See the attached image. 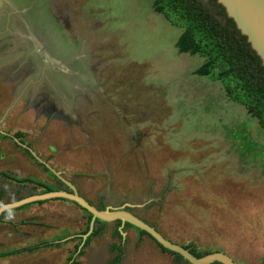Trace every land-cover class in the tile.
<instances>
[{
    "label": "rangeland",
    "instance_id": "rangeland-1",
    "mask_svg": "<svg viewBox=\"0 0 264 264\" xmlns=\"http://www.w3.org/2000/svg\"><path fill=\"white\" fill-rule=\"evenodd\" d=\"M154 2L0 0V173L63 192L56 176L95 210L128 213L173 244L259 264L264 131L227 96L233 81L200 73L206 59L177 46L184 28ZM46 201L9 214L0 251L86 229L85 209ZM115 226L104 222L77 261L109 264ZM123 237L120 264H174L135 229ZM77 243L0 264H66Z\"/></svg>",
    "mask_w": 264,
    "mask_h": 264
},
{
    "label": "trees",
    "instance_id": "trees-1",
    "mask_svg": "<svg viewBox=\"0 0 264 264\" xmlns=\"http://www.w3.org/2000/svg\"><path fill=\"white\" fill-rule=\"evenodd\" d=\"M153 8L155 11L163 14L168 22L184 28V35L177 46H180L183 51L192 48L194 49V53H198L206 59V65L201 69L200 73L208 74L211 70H217L225 79L235 83L234 88L226 87L227 96L232 102L243 106L250 116L257 121L260 129L264 131V65L256 52L251 48L247 38L237 29L232 18L228 17L224 7L217 0H155ZM24 136L23 133H16L13 135V139L19 143H23L22 139ZM25 150L31 154L27 147ZM42 166L45 171H48L44 165ZM0 177L5 178V181H0V208L29 197L53 191L51 188L31 179H17L7 173H0ZM55 179L63 192L72 193L71 188L66 186L62 180L56 176ZM39 186L43 187L44 191L39 192L37 188ZM62 201L73 203L67 200ZM46 202H35L16 209L7 210L0 215V224L6 216L15 211L34 204H45ZM91 221L92 215L89 214L88 225L79 234L0 253V259L21 254H32L42 249L59 247L63 243L78 241L66 264H80L77 259L84 254V249L93 238L99 236L105 229L104 222L98 219L94 220L93 227L90 229ZM128 227L137 231L139 241L144 236H148L146 232L138 230L130 224H122L120 221H116L113 236L118 238V242L111 247L114 255L109 264L121 263L125 242L123 232ZM148 237L151 238L150 236ZM155 244L160 248L162 253L171 257L172 263L190 264L179 254L162 248L156 242ZM182 247L197 259L211 254V252L199 250L194 243H188ZM212 264L220 263L215 262ZM259 264H264V257Z\"/></svg>",
    "mask_w": 264,
    "mask_h": 264
},
{
    "label": "water",
    "instance_id": "water-1",
    "mask_svg": "<svg viewBox=\"0 0 264 264\" xmlns=\"http://www.w3.org/2000/svg\"><path fill=\"white\" fill-rule=\"evenodd\" d=\"M217 2L224 7L228 17L232 18L237 29L247 38L251 48L256 52L262 64L264 65V55L262 53L264 40L260 39L261 36L264 38V0H235L234 2L217 0ZM235 2L236 4L238 3L249 20L240 13L238 7L235 6ZM257 39H260L258 40L260 45L258 44L259 42H256ZM50 199L71 201L79 207L85 209L89 214L92 215L90 229L93 227V222L95 219H98L102 222L120 221L122 224H130L134 228L146 232V234L162 248L182 256V258L190 264H212L215 262L220 264H238L227 255L219 252L211 253L203 258L197 259L182 246L173 244L166 240L154 228L141 222L128 213L123 211H115L112 209H106L105 211L95 210L91 205L83 201V199H81L74 190H72L71 194L65 192H50L43 195L29 197L14 204L2 206L0 208V215L7 210L16 209L24 205Z\"/></svg>",
    "mask_w": 264,
    "mask_h": 264
},
{
    "label": "crops",
    "instance_id": "crops-1",
    "mask_svg": "<svg viewBox=\"0 0 264 264\" xmlns=\"http://www.w3.org/2000/svg\"><path fill=\"white\" fill-rule=\"evenodd\" d=\"M28 208L29 207H26V208H24V209H22L21 211L20 210H18V211H16V212H14V214H13V216H15L16 214H19V213H22V212H26L27 210H28ZM9 220L8 219H4V221L0 224V230L3 228V226H4V224L6 223V222H8ZM11 225L13 226L14 224H12L11 223ZM16 231V230H15ZM28 246V245H27ZM22 247H25V246H22ZM20 248H21V246H20ZM14 249H17V248H11V247H8V248H5L4 249V251H0V253H5V252H8V251H11V250H14ZM18 249H19V247H18ZM22 255V254H21ZM17 256H20V255H17Z\"/></svg>",
    "mask_w": 264,
    "mask_h": 264
},
{
    "label": "bare ground",
    "instance_id": "bare-ground-1",
    "mask_svg": "<svg viewBox=\"0 0 264 264\" xmlns=\"http://www.w3.org/2000/svg\"><path fill=\"white\" fill-rule=\"evenodd\" d=\"M226 1H227V2H231V1L234 2L235 0H226ZM235 4H236V2H235ZM235 6H237L238 9H239V11H240V13H241L242 15H244L246 19L249 20V18L246 16V14L243 12V10H242V9L240 8V6L238 5V3H237ZM260 39H263V40H264V38H263L262 36L260 37ZM260 39H257L256 42H259L258 40H260ZM258 44L260 45V42H259ZM262 53H263V55H264V45H263Z\"/></svg>",
    "mask_w": 264,
    "mask_h": 264
},
{
    "label": "clouds",
    "instance_id": "clouds-1",
    "mask_svg": "<svg viewBox=\"0 0 264 264\" xmlns=\"http://www.w3.org/2000/svg\"><path fill=\"white\" fill-rule=\"evenodd\" d=\"M10 218H12V217H11V215H9V216H6V219H10Z\"/></svg>",
    "mask_w": 264,
    "mask_h": 264
},
{
    "label": "flooded vegetation",
    "instance_id": "flooded-vegetation-1",
    "mask_svg": "<svg viewBox=\"0 0 264 264\" xmlns=\"http://www.w3.org/2000/svg\"><path fill=\"white\" fill-rule=\"evenodd\" d=\"M34 47H35V45H34ZM35 49H36V47H35ZM37 51V50H36Z\"/></svg>",
    "mask_w": 264,
    "mask_h": 264
}]
</instances>
